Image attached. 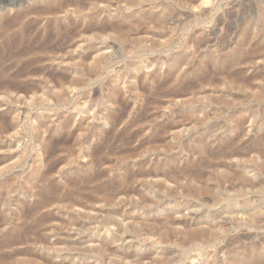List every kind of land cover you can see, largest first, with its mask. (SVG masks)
<instances>
[{
    "label": "rangeland",
    "instance_id": "374dc122",
    "mask_svg": "<svg viewBox=\"0 0 264 264\" xmlns=\"http://www.w3.org/2000/svg\"><path fill=\"white\" fill-rule=\"evenodd\" d=\"M130 1L132 2L130 3L131 5H129V0L99 1V7L103 12L102 18L108 21H116L121 24L126 20H135V33L131 36H123L120 32L110 29L101 32L100 37L97 40H95V37H92V34H89L87 36L89 39H87V44L83 43L82 47H76L73 49L75 57L81 55L86 58V65L83 68L85 69L83 73H85L86 76H84L82 82L73 84L68 89V104L65 107H52L55 109H52L51 111L44 109L36 110L30 106L31 103H29V99L25 100L27 104L22 103L21 105H14V107L17 106L15 107L17 110L19 109L18 113L21 111V117L20 119L18 118L19 127L16 130L11 131L0 142V199L2 198L1 195L3 192H5L4 189L7 190L9 188L6 198L8 200L7 205L0 207V216L1 218H4L5 221H11L10 223L15 222L18 218V214L22 213L20 214L22 217L27 211V208L37 203L39 196L37 195L38 188L36 185L40 186V184L34 182L35 178L33 175V171L37 168H40L42 173H47V169H50L49 174H46L47 182L54 183L53 185L56 184L55 186L58 187L61 185V188L65 189V183L76 175L74 174L75 172L87 175L94 172L102 173L103 176L100 181L104 183L112 178L115 172L120 173L117 166L121 163L122 159H124L123 163L130 168H134L132 169L134 171L138 170V164H140L143 159L145 160L143 166H147L146 169L158 168L162 164L163 159H159L158 155L152 156L147 153L154 143V139L151 137L152 131L147 128L149 125L148 122L144 126L145 128H143L142 122L144 120L137 119L142 118L140 117L141 111L137 110L140 103L139 101L143 99L141 97H146V94L139 95L140 92L138 90L140 84L146 82L147 78L159 67L162 72H166L167 68L169 69L172 64H201L208 59L207 55L216 60H222L225 56H231L233 58L234 52L238 49V44L241 41V34L246 28L248 30L252 29L253 32L264 30V19H262L264 17L260 16L262 14L261 12L264 10V0H193V3H186V6L185 4L183 6L184 0ZM180 1H182V4L179 3ZM95 2L96 0H87L89 7ZM46 3H48L46 0H0V32L2 27L11 21L12 18H15L16 16L18 17L20 14H26V12L39 8L40 6L43 7ZM189 4L192 5L187 6ZM164 7H166V9ZM168 7L174 9L175 14L169 18V24L166 29H159V31L157 19L164 13V9L167 10ZM143 16L153 18V20L151 19V21L147 25L145 24V26H140L138 20ZM31 18H36V15H29L27 20ZM5 19H7V21ZM258 49L259 47L257 46L250 47V51L259 52ZM97 60H101V63L105 66L101 70L95 72L92 70V66H94ZM246 64H253V66H242L243 68L241 70L245 72L244 76L247 80L256 78V75L264 74V53L261 52L252 60H247ZM60 69L61 68H58V70ZM75 75L76 77L78 76V74ZM75 75L73 74V76H70L75 77ZM139 80L143 81L141 82ZM135 84L138 88H136L137 86ZM262 84H264V82L260 80L253 82L251 85L249 84V88L245 87L244 95L242 96H240L238 90H235L233 84L231 87L232 91H230L226 97L231 103V106L226 111H223L221 106L206 107V101H203L202 98L203 93H200L199 95L198 91V94L194 95L202 100L198 107H186L187 105H184L191 100V98H194L192 93L189 95L186 94V96H182V98H177L176 102H179H175V104L179 105L177 107H174V103L170 102L168 98H159V103L162 102V110L154 108L151 113H157L159 116L161 115L159 123L169 124L172 126V129H170L166 136L163 137V140H161L164 144L160 142L161 144L159 143L158 145L161 146V149L168 145L177 146V148H174L173 146V151L167 153V158L171 159L174 152H180L179 156L181 157V160L179 164L183 167L187 164L189 159H194L190 156L187 160L186 153L183 152L186 147H192L196 141L206 138L209 135L212 136L208 139L210 142L215 141L220 137H226L227 134L223 132L224 127L226 126L235 127V131L228 133V136L234 138L240 132V126H238V124L242 123L243 126L241 128L245 133V136H243V139L241 140L243 143L250 142L251 139L262 136L264 134V102L262 104L260 103V105L254 100H250V97L252 98L251 95H253ZM197 89L199 90V88ZM215 94L216 95L214 96L217 97L219 93L216 92ZM116 97L119 98V100H122H120V103H123V101L127 103V111L123 121L116 126H112L109 122H106L103 119L98 121V117L105 118L106 115L113 113L119 108V106L110 107L109 105L111 98L117 100ZM235 97L238 99H234ZM1 99H4L3 95H0V100ZM219 111H221V113L215 115ZM209 114L212 115L209 116ZM36 115H40L41 119L44 118L50 121V130L43 129L40 131H33L27 127V124L32 122V119H34ZM199 115L201 117H199ZM147 117L148 115L146 116V119L149 118ZM173 117L175 118V121ZM68 118L72 119L71 126H69V128L71 127L70 129L63 127L61 130L59 128L57 131L54 130V128L52 133L50 132L54 125L63 124ZM177 119L178 121H176ZM137 121H141L140 125ZM111 129L114 130V132L116 130L115 133L117 136L122 135L121 138L123 140L120 139V136L117 140V143L120 144L118 145L115 143L117 147H115V144L110 143L113 139L112 137H116V135L112 133L113 131L111 132ZM126 131L128 134H126ZM70 133L71 136H69ZM108 133L110 135H108ZM62 134L63 137L61 138ZM50 135L55 138L52 141H48L49 143L47 146L46 140L47 138L49 139ZM132 135L134 137L133 139H130L129 137ZM63 138H65V140ZM102 140H107V146L105 142V146H103L104 148L102 147L103 149H96L95 144L102 142ZM148 140H150V142ZM108 144H112V147ZM140 146L142 148L144 146L145 149L143 148V150L140 151L142 149ZM108 147L116 150L113 152L112 149L110 152ZM120 147L121 149H119ZM105 148L107 149L105 150ZM49 149L55 150L54 153L52 152V156L50 155ZM133 149L140 151L139 155H137V157L135 156L134 159L129 157V152ZM118 151L121 154L118 153ZM123 152L125 153L122 154ZM96 156H99V158ZM92 160L94 162H92ZM246 160L247 157L235 155L232 162L228 161L227 166L232 170L241 171V167L237 165ZM97 163H99L98 167L96 166ZM155 163H158L156 164L157 167H155ZM94 164L96 169L93 168L94 166H91ZM221 170L222 169L219 171ZM247 175L252 178L255 176L254 172H248ZM156 178L157 177H148L146 182H148L149 185L152 184L153 188H155L160 182V180H158V182V178ZM140 179L141 181L139 180L138 183L133 185V188L138 187L139 189L141 188L140 190L143 189L141 182L144 179ZM165 185L168 188L175 187L174 184L170 182H167ZM153 188L151 187V189ZM91 190H89L90 192L85 191L88 203H85L86 208L74 207L71 209L68 200H65L66 203H63L64 200L61 198L62 196H60V194L63 193L62 189L60 194H57L56 200H50V202L54 201L41 208V211L38 214L48 215L50 218L52 217L50 223L47 224L48 226H45L47 228L46 231L42 233V237L45 236L44 241L43 238L39 240L41 242H39L38 245L36 244L37 246L27 243L25 245L24 243L22 245H12L11 247L3 246L2 248L4 249L0 250L2 253V255L0 253V256H5L6 259L0 257V264H27L28 262L29 264H41V262L42 264H64L65 262V264H71L76 258H78L76 259L77 262L80 255L84 259V264H99L101 262V264H104L103 260H98L93 252L95 248L99 247L101 242L105 240L112 242L113 235L115 234H118L121 241L112 244L113 249L136 250L137 253L141 255L145 252L154 256L161 253L163 247L161 246V248L157 245L158 236H144L145 234L143 232V234H141L142 237H131V233L129 232V229H127V225H129L130 222L124 221L122 218H119L118 220V224L121 223L119 226L122 227H120V232L112 230L106 233L107 231H105L101 225V217L103 216L101 211L105 209V206H103L105 204L102 203V201L99 202L100 198H97V195ZM180 194V196L178 195L174 198L175 201L180 204L179 209L154 212L151 214L150 218H162L168 213L166 216L171 215L170 217L180 220V222L184 221L185 223L183 222V224L192 226L195 224L196 220L206 217L208 211L212 213V211L214 212L215 210V208H212L210 204L207 203L205 205L197 203L199 204L197 207L193 206L192 202L182 197V192ZM234 194L236 196L237 193L232 191L231 195L234 196ZM154 196L155 193L152 197ZM254 196V193L251 197L249 195L250 198ZM90 198L92 201H89ZM255 199L257 204L261 206L264 211V193H259V195L256 193ZM135 201L139 202L138 198H135ZM68 205L70 208H67L69 207ZM87 209L90 210L87 212ZM124 210L126 213H130L136 220L141 218L144 213V210L139 207L133 209L129 207V209ZM233 210V214L236 216L238 215L237 217H239V213H241L240 216H246L243 214V208L235 209L233 207ZM95 215L97 216L95 217ZM71 216L79 217L80 223L71 224L70 226H74L71 228L69 226V229L61 227L63 221H71ZM26 219L28 223H30L32 217H26ZM207 221L208 224L218 223L216 230H219L221 235L216 244L211 248L201 249V246L197 247V245L194 244L189 246L186 245L185 247H178V244L173 243L172 247H174L173 249L175 250V261L172 264H191L193 260L196 262H193V264H215V262H218L217 264L224 263L231 255L230 252L240 245L245 244L250 246L254 242H264V219L255 227H251L250 225L247 226L244 222L242 224L234 223L222 231L220 230V214L210 216ZM183 224L179 226L180 230H183ZM139 226L140 225H138V227ZM8 228H10L9 225L0 228L1 238H5L4 236ZM123 228L126 230H123ZM64 235L66 237L68 235L67 241L66 239L64 240ZM246 238H248V240ZM261 239L263 242H261ZM67 242L70 243L68 244ZM80 244L81 246H79ZM73 245H76V247L74 248ZM80 248L82 250L83 248L88 249L86 250V254L87 252L88 254L84 255L85 253L83 254V252L85 249L82 251ZM76 250L78 251V254ZM81 251L82 254L80 253ZM262 254H264V252H262ZM38 256L40 257L38 258ZM31 258L34 259L31 260ZM37 259H39V263L37 262ZM51 259H54L55 261H52ZM177 259H180V261ZM68 260H71V263L68 262ZM113 260H115V258ZM110 262L111 261L108 260L105 264H109Z\"/></svg>",
    "mask_w": 264,
    "mask_h": 264
},
{
    "label": "bare ground",
    "instance_id": "6f19581e",
    "mask_svg": "<svg viewBox=\"0 0 264 264\" xmlns=\"http://www.w3.org/2000/svg\"><path fill=\"white\" fill-rule=\"evenodd\" d=\"M99 1L100 0H96V2L92 3V5L89 7V5L87 4V0H46V2L48 3H46L43 7L40 6L39 8L33 9L31 11L28 10L29 12H26V14H20L18 17L16 16L15 18H12L11 21L4 25V27L1 26L0 95H3L4 99L0 100V142L11 131H14L19 127L18 118L20 119L21 117V111H19L18 113L19 109L17 110L15 108L17 106L14 107V105H21L22 103L24 104L26 103L25 100L29 99V103H31L30 106L32 108L36 110L44 109L47 111H51L56 107L62 108L68 104V89L73 84L82 82L84 76H86V74L83 73L85 71V69L83 68L86 65V58L82 57L81 55L75 57L73 54V49L76 47H82L83 43L87 44V41L89 40L87 36L89 34H92V37H95V40H97L100 37L101 32L110 29H114L116 32H120L121 34H123V36H131L133 33H135V20H126L121 24L116 21H108L102 18L103 12L99 7ZM184 1L183 6L184 4L186 6V3H190L193 0H186L185 2ZM130 3L132 2L129 0V5H131ZM179 3L182 4V1H180ZM191 5L189 4L187 6ZM164 8L166 9V7ZM165 9L164 13L157 19L158 30L166 29L169 24V18L175 14L174 9H170L169 7L167 8V10ZM261 13L262 14L260 16L264 17V10ZM33 14L36 15V18L27 20V17ZM7 19L5 20L7 21ZM151 19L153 20V18L143 16L138 20L139 25L145 26V24L147 25L151 21ZM241 36V41L238 44V49L234 52L233 58L231 56H225L224 58H222V60H216L207 55L208 59H206L201 64H172L169 69L167 68L166 72L163 71L164 73L159 67L147 78L146 82L140 84L138 90L140 92L139 95L146 94V97H141L143 99L139 101L140 103L137 110L141 111L140 117L142 118L137 119L144 120L142 122L143 128H145L144 126L147 124V122L149 124L147 128L148 130L152 131L151 137L154 139V143L147 153L151 154L152 156L158 155L159 159H163L162 164H159L160 166L158 168L146 169L147 166H143L145 160L142 158V162L138 164V170L134 171L132 170L134 168H130L128 167V165H125L123 163L124 159H122L121 163L117 166V168L120 170V173L115 172L113 177L108 179L104 183L100 181L103 176L102 173L94 172L87 175L84 173L75 172L74 174L76 175L68 180L67 183H65L66 189L61 188V185L60 187H58L55 186L56 184L53 185L54 183L47 182L46 174H49L50 169H47L48 171L46 170L47 173H42L40 168L35 169L33 171V175L35 178L34 182L36 184H40V186L36 185L38 188V201L32 206H28L29 208H27V211L22 215V217L20 216V214L22 213L18 214V218L15 222L10 223L11 221H5L4 218H1L0 216V228L4 227L5 225L10 226V228L6 230L4 236L5 238L0 237V250L4 249L2 248L3 246L11 247L12 245H22L23 243L24 245L26 243L30 245L33 244V246L36 244L38 245V243L41 242L39 240H41L42 238L44 241L45 236L42 237V233L46 231L47 228L45 226L50 223V219L52 217L50 218L48 215L46 216L38 214L41 211V208L54 201L53 200L52 202H50V200H56L57 194H60V191L62 189L63 193H61L60 196H62L61 198H63L64 200L63 203H66L65 200H68L70 202L71 209L74 207L86 208L85 203H87V194L85 191H89L92 189L91 191L94 192L95 195H97V198H100L99 202L102 201V203L105 204L103 205L105 206V209L101 211V213L103 214V216L101 217V225L104 230L107 231L106 233L112 230H115V232H120L119 230L121 226L119 225L121 223L118 224V220L119 218H122L124 221L130 222L129 225H127V229H129L131 237L141 236L143 232L145 234L144 236L149 237L155 235L158 236L157 245L159 247H163L161 253L157 256L146 252L141 255L137 253L136 250L134 251L131 249H113L112 244L121 241L118 234H115L113 235L112 242L105 240L100 243L98 248H95V250L93 249V253L97 256L98 260H103L104 264L107 263L108 260L111 261L109 264H172L175 261V250L173 249L174 247H172L173 243L178 244V247H185L186 245L189 246L194 244L197 245V247L201 246V249L211 248L212 246H214V244H216L221 235L220 231L216 230V227H218V223L208 224L207 219H209L210 216L214 214H220L221 231L234 223L242 224L244 222L245 225H250L251 227H255L258 223L260 224L264 219V211L262 210L261 206L257 204L255 196L256 193L258 195L259 193H264V134L260 137L258 136L254 139H251L250 142L243 143L241 141L243 139V136H245L244 130L241 128L243 124H238V126H240V132L234 138L228 136V133H232L233 131H235V127L226 126L223 130V132L227 134L226 137L223 136L224 138L220 137L215 141L210 142V140L208 139L211 135H209L206 138H202L196 141L194 145H192V147H186L183 152L186 153L187 160L188 158H190V156H192L194 159H189L187 164L181 167L179 164L181 160V157L179 156L180 152H174L171 159L167 158V153L173 151L172 149L174 145H168L167 147L163 148L164 150L161 149V146L158 145L161 140H163V137L166 136L168 131L172 129V126L169 124H160L159 118L161 115L159 116V114L157 113H151L154 108L162 110V102L159 103V98H168L170 102L174 103V107H177L179 106L178 104H175L177 98H182V96H186V94L189 95L191 93L194 96L195 94H198L197 91L199 92V95L200 93H203L202 98L203 101H206V107L221 106L223 111H226L231 106V103L226 99V97L230 93V91H232L231 87L233 86V84L235 86V90H238L240 96H242L244 95L245 87L249 88V84L251 85L253 82L258 80L264 82L263 73L256 75V78L247 80L244 76L245 72L241 70L243 68L242 66H253V64H246L247 60L250 61L261 52L264 53V30L253 32L252 29L248 30L246 28ZM252 46L259 47V52L250 51V47L252 48ZM104 66L105 65L101 63V60H97L94 66H92V70L97 72ZM58 68H61V71L58 70ZM73 74H78V76L76 77L75 75V77H72ZM136 88H138V86ZM197 88H199V90ZM216 92L220 94H218L219 96L217 95V97L214 96L216 95ZM255 92L253 95H251L253 99L249 96L250 100H254L257 103L262 104L264 102V84H262ZM234 99L238 98L235 97ZM120 100L119 98H117V100L115 98H111L109 102L110 107L119 106V108L116 109L113 113H109L108 115H106L105 118L98 117V121H101L103 119L106 122H109L112 126L119 125L123 121V118L125 117V113L127 111V103H125L124 101L123 103H120ZM201 102L202 100L198 98V96H194L193 99L191 98V100H189L184 105H187L186 107H198ZM220 113L221 111L217 112L215 115H218ZM147 115L149 117H147L148 119H146ZM210 115L212 114H209V116ZM199 117L201 116L199 115ZM32 120V122L27 124V127L33 131H40L43 129L46 130L50 128V121L44 118L41 119L40 115H36V117ZM71 121L72 119L68 118L63 124L54 125L51 128L50 132L52 133V130L54 128V130L57 131L59 128L60 130L63 127L69 128V126H71ZM176 121H178V119ZM140 122H138L139 125ZM111 132L116 135V130L114 132V130L111 129ZM109 133L108 135H110ZM126 134H128V132ZM69 136H71V133ZM119 136L120 135H116V137L113 136V139H109L111 140V142H109L112 144L117 143ZM62 137L63 134L61 138ZM121 137L122 135L120 136V139H122ZM133 137L134 136L132 135L129 138L133 139ZM54 138L55 137L51 135L49 139L47 138V146L49 143L48 141H52ZM63 139L65 140V138ZM106 141L102 140V142H98L97 144H95V148L98 150L103 149ZM148 141L150 142V140ZM117 144L119 145L120 143ZM111 145L109 146L112 147ZM115 147H117V145ZM175 147L177 148V146H174V148ZM143 148L140 151H142ZM53 149H49L51 156L52 152L54 153L55 151ZM106 149L107 148H105V150ZM108 149H110L111 152L113 148L111 149L108 147ZM119 149H121V147ZM134 149L129 152V157H132L133 159L135 156L137 157L140 152L139 150ZM115 150L116 149H113L112 151L114 152ZM118 153L120 152L118 151ZM124 153L125 152H123L122 154ZM235 155L247 157V160L245 162L237 165L241 167V171L232 170L227 166L228 161L232 162V159ZM96 157L99 158V156ZM92 162L94 161L92 160ZM156 164L158 163H155V167H157ZM91 166H94L93 168L96 169L95 164ZM96 166L98 167L99 163H97ZM220 169L222 170L219 171ZM248 172H254V178L249 177L247 175ZM148 177H157V181L160 180V182L158 181V186L156 185V187L153 188L152 184L149 185V183L146 182V179ZM140 178L144 179L141 182L143 189L140 190L141 188L139 189L138 187L133 188V185L138 183L139 180L141 181ZM167 182L173 183L175 187L168 188L165 185ZM151 187L156 190L151 189ZM8 189H4L5 192H3V194L1 195L2 198L0 199V207L3 205H7L8 200L6 198L8 195ZM180 190L182 192V197L192 202L193 206L197 207V205H199L197 203H202L204 205L207 203L210 204L212 208H215L214 212L212 211V213H210L208 211L206 217L196 220L195 224L192 226L183 224L184 221L180 222V220L170 217L171 215L166 216L168 213H166V215L162 218H150L151 214L154 212H161L166 210L169 211L170 209L177 208L179 209L180 204L177 203L174 198H176L178 195H181ZM232 191L237 193L236 196L235 194L234 196L231 195ZM154 193L155 196L152 197ZM253 193L255 194V196L250 198ZM135 198H138L139 202H136ZM90 200L92 201L91 198L89 199V201ZM129 207L131 209L137 207L143 209L144 213L142 214V217L136 220L131 216L130 213H126L124 209H129ZM233 207L235 209L243 208V214L246 216H240L241 213H239L240 215L239 217H237L238 215L236 216L235 214H233ZM67 208H70V206ZM88 210L90 209H87V212ZM77 216H71V221H63L61 227L69 229V226L71 224L80 223V219ZM96 216L97 215H95V217ZM26 217H32L30 223H28ZM182 224L183 230H180L179 226H181ZM138 225L140 226L138 227ZM72 226H70V228ZM115 227L117 228V230ZM123 230L126 229L123 228ZM65 237L64 240L66 239L67 241L68 235L66 238ZM248 238L246 239L248 240ZM261 242H263V240ZM76 245H73L74 248L76 247ZM79 246H81V244ZM84 249L85 248H83V250ZM86 250L88 249H85V251L83 252V254L85 253L84 255L88 254V252L86 254ZM82 251L80 252L81 254ZM262 252H264V242H254L250 246L242 244L230 252L231 255L226 259L224 263L219 264H264V254H262ZM29 257L28 259L30 260ZM39 257L40 256H38V258ZM79 257V260H77L78 263L76 262V259L78 258L75 259V257V261L73 260L72 263L84 264V259L81 257V255ZM3 258L6 259L5 256ZM114 258L115 260H113ZM33 259L31 258V260ZM38 260L39 259H37V262L39 263ZM70 261L71 260H68V262ZM178 261H180V259ZM193 262L194 260L191 264H193ZM217 263L215 262V264ZM27 264H29V262Z\"/></svg>",
    "mask_w": 264,
    "mask_h": 264
}]
</instances>
